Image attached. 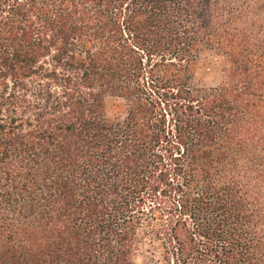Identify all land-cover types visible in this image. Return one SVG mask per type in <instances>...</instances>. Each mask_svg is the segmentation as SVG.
<instances>
[{
	"label": "trees",
	"instance_id": "obj_1",
	"mask_svg": "<svg viewBox=\"0 0 264 264\" xmlns=\"http://www.w3.org/2000/svg\"><path fill=\"white\" fill-rule=\"evenodd\" d=\"M144 248L264 264V0H0V264Z\"/></svg>",
	"mask_w": 264,
	"mask_h": 264
},
{
	"label": "rangeland",
	"instance_id": "obj_2",
	"mask_svg": "<svg viewBox=\"0 0 264 264\" xmlns=\"http://www.w3.org/2000/svg\"><path fill=\"white\" fill-rule=\"evenodd\" d=\"M228 62L226 57L214 50H205L197 64L195 83L199 86L212 87L220 84L226 77ZM107 112L111 119H119L124 116L125 104L120 98L109 97L107 99ZM153 251V248L146 247ZM143 249L137 257V264L151 262L152 255Z\"/></svg>",
	"mask_w": 264,
	"mask_h": 264
}]
</instances>
